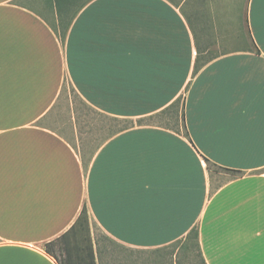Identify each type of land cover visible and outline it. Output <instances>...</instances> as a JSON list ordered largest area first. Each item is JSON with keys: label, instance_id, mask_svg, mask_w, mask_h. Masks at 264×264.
<instances>
[{"label": "crops", "instance_id": "obj_1", "mask_svg": "<svg viewBox=\"0 0 264 264\" xmlns=\"http://www.w3.org/2000/svg\"><path fill=\"white\" fill-rule=\"evenodd\" d=\"M82 1L62 40L49 0H0V264H78L83 208L95 264L92 225L125 252L196 227L205 264H264V0ZM66 86L134 122L182 97L186 136L135 125L84 166L40 123Z\"/></svg>", "mask_w": 264, "mask_h": 264}, {"label": "rangeland", "instance_id": "obj_2", "mask_svg": "<svg viewBox=\"0 0 264 264\" xmlns=\"http://www.w3.org/2000/svg\"><path fill=\"white\" fill-rule=\"evenodd\" d=\"M34 8L40 9L39 5L34 6ZM155 122H162L163 125L173 127V123L166 121L165 117L156 119ZM40 123L63 136L76 149H79L84 166L97 146L112 131L122 125L118 121L89 108L68 86H66L65 91L49 112L40 119ZM212 170L215 173H221L222 177L220 180H228L233 177L231 173L216 168ZM92 230L95 239L101 240L102 245L106 249L105 260H103L106 264H157L158 262H166L167 264L171 262L172 264H200L198 252L190 243L187 244V250L184 253H180L177 256L173 255L172 258L170 254L171 250L162 253L160 256H152L148 252H125V250L118 249L106 241L102 233L94 225H92ZM154 259H157L158 262H154Z\"/></svg>", "mask_w": 264, "mask_h": 264}, {"label": "trees", "instance_id": "obj_3", "mask_svg": "<svg viewBox=\"0 0 264 264\" xmlns=\"http://www.w3.org/2000/svg\"><path fill=\"white\" fill-rule=\"evenodd\" d=\"M86 1L82 0H49V4L53 9H55L57 17H58V26L60 28V38L63 40L65 32L70 24L72 16L76 13ZM199 66H195L194 73L198 70ZM165 117V120L173 123V127L163 125L162 122H155L156 119ZM121 123L122 125L111 132L109 136L114 135L117 132L126 130L128 128H132L135 125L143 126V125H155L159 127H164L166 129H170L174 132H182L186 136L185 126H184V116H183V98H177L172 104L166 107L164 110L156 113L152 116H149L144 119H138L135 122L131 120H118L114 119ZM164 124H166L164 122ZM107 136V137H109ZM106 137V138H107ZM227 173H231L233 177H238L242 173L240 171H232L228 169H219ZM78 227V228H77ZM78 229V230H77ZM69 234L72 236V246L75 252L76 261L78 264H95L94 263V252L90 237L89 231V221L86 209L83 208L78 220L71 228ZM192 244L198 252L199 262L200 264H205L202 255L200 253L199 243H198V229L194 227L186 236L183 241H177L163 247L161 249L143 251L148 252L149 254L160 256L162 253L170 251L171 258L172 256H177L180 253H184L187 250V244ZM97 258H100L101 253L99 249L96 250ZM184 256V255H183ZM153 260V259H152ZM89 261V262H87ZM171 261V260H170ZM154 262H158L157 259H154ZM157 264H167L166 262L157 263ZM169 264H172L169 263Z\"/></svg>", "mask_w": 264, "mask_h": 264}]
</instances>
